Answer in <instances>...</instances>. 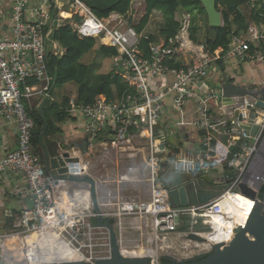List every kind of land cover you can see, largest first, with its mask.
<instances>
[{
	"label": "built area",
	"instance_id": "2783aa9c",
	"mask_svg": "<svg viewBox=\"0 0 264 264\" xmlns=\"http://www.w3.org/2000/svg\"><path fill=\"white\" fill-rule=\"evenodd\" d=\"M52 11H58L60 17L55 19ZM67 19H71L70 25L80 38H97L99 43L102 41L104 45L117 49L118 53L113 56L116 70L136 91L135 95L129 94L124 100L118 97L113 100L98 98L83 106L75 99L71 101L74 112L81 113L88 120L85 130L90 141L101 140V135L104 138L115 136L101 143L91 142V147L101 146L99 153L104 159H110V155L113 159H133V163L118 176L121 181L137 185V194H122L118 199V208L112 211L102 206H112L115 197L109 193L99 202L97 190L96 199L101 213L95 211L90 186L86 182H82L85 183L82 188L86 191V203L81 206L75 193L72 196L62 187L73 188L72 184L81 182L67 180L53 183L44 170L40 156L33 152L35 120L29 108L33 98L50 97L53 78L48 69V46L53 45L51 53L58 56L64 54V49L59 43L51 41V36L54 26ZM116 19L119 26L112 25L110 19L98 18L83 0H14L9 17V35H4L0 29V118L6 124L15 125L18 134L17 147L0 154V180L4 181L6 172L20 175L26 187L14 189L13 193L31 203L10 221L9 228H6L11 232L3 236L5 256L16 260L13 264H37L31 260V257L36 259L39 255L35 251L37 248L46 251H55L58 247L74 250L79 256L76 258L78 261L92 264V260L110 258V232L107 227L93 222L99 216L115 220L113 225L118 243L125 254L145 255L152 264H161L164 257L190 260L211 251L215 243L210 242L206 234L220 230L221 241L218 243L224 245L229 242L232 239L228 236L229 232L246 225L264 187V110L255 112L258 128L251 134L250 129L242 125L252 127L253 110L247 107V103L241 104L242 97L236 93L227 95L224 88L222 91L210 89L208 79L211 69L220 56L212 57L201 51L195 53L192 63L179 69L164 63L167 58H175L179 48L188 44L194 47L189 38L190 15L184 14L180 22L183 26L168 45L159 43L151 46V58L144 56L139 49L140 34L125 19ZM262 39L264 34L256 26H250L245 35L232 37L225 55L221 56L238 63L256 60L264 53L251 52V43ZM200 48L203 50L204 46ZM165 75L172 76L168 85L158 79ZM31 77L36 79V83L26 84ZM169 96L179 110L183 109L188 99H195L197 118L194 124L203 132L200 154L208 162V167L213 164V168L224 173L233 172L229 188L200 207H173L169 189L160 177L161 159L157 154L161 140L158 136L162 103ZM224 98L232 99L233 104L224 103ZM215 106L221 116L218 119H214L211 112ZM239 107L243 120L234 113ZM221 137L227 139L228 146L233 149L227 168L219 162H210L211 154L216 151L215 141ZM137 143L143 144L142 147ZM143 147L147 151L144 165L134 159L139 157ZM180 150L181 144L178 146L179 156L184 154ZM90 162L85 158L80 162V173L89 175L97 186L96 174H89L92 173L89 167L94 168L98 163ZM241 183L255 190L257 196L251 198L235 190ZM188 215L193 219L192 226L189 231H180L181 219ZM198 219L209 230H194L193 225ZM192 232L206 241L199 243L188 238ZM32 234L37 235L33 241L30 240ZM14 237L17 238L18 248L9 244ZM22 252L26 253L25 261L19 259Z\"/></svg>",
	"mask_w": 264,
	"mask_h": 264
},
{
	"label": "trees",
	"instance_id": "16d2710c",
	"mask_svg": "<svg viewBox=\"0 0 264 264\" xmlns=\"http://www.w3.org/2000/svg\"><path fill=\"white\" fill-rule=\"evenodd\" d=\"M83 1L98 18H109L113 14L127 16L132 10L134 2V0ZM216 3L217 8L222 13L223 25L221 27L209 26L206 11L199 0H142L139 6L134 8V11H136L129 18L125 17V20L141 36L139 49L144 56L151 58L153 56L151 51L153 44L167 43L166 45H168L170 39L176 37L181 25L177 19V12L184 10L191 15L190 40L197 45H203L205 52L210 56H220L218 61H222V56L225 55L234 35H245L251 24L263 29L264 0H216ZM155 11L160 12L162 22H160L159 29L156 32H146ZM202 13L206 16V28H203L199 22L202 21ZM52 15L55 19L60 17L58 11H52ZM70 22L71 19H67L66 22L55 25L51 36V41L59 43L64 49L62 56L51 53L48 57V69L55 85H76L78 93L76 99L79 104L92 103L98 98L110 100L116 97H123L128 93L135 94L136 91L129 87L120 71L117 70L110 75L99 76V83L96 86L90 85L89 71H92V65L85 63L83 61L84 57L97 46L102 58L113 57L118 51L114 47L100 45L97 38H80L71 27ZM202 31H204V35H201ZM263 46L264 40H258L255 43H251L250 51L253 52ZM164 63L176 69L184 67L175 58H167ZM35 83L36 79L34 77L26 81L28 85ZM227 93L232 94V89L227 88ZM71 98L72 94H66L61 104L47 100L44 109L45 119L47 120V133L52 134L59 131L58 123L63 118H66ZM44 100V97H41L36 107H39ZM29 110L35 120L34 142V138L41 134L40 130L45 129V123L36 108H29ZM211 112L214 113V119L221 117L216 111ZM226 140L221 137L215 141L216 151L210 157V162H219L225 168H227L233 153V149H230ZM36 142L41 144L40 138L36 139ZM197 161L199 168L208 164L201 154ZM263 190L264 187L261 191ZM192 220L190 215L182 217L179 230L183 232L189 231L192 226ZM93 222H96V219H93ZM111 223H115V220L112 219ZM193 227L197 231L209 230V227L202 225L201 219H198L197 224H194ZM163 261L165 259H162Z\"/></svg>",
	"mask_w": 264,
	"mask_h": 264
},
{
	"label": "water",
	"instance_id": "95a60500",
	"mask_svg": "<svg viewBox=\"0 0 264 264\" xmlns=\"http://www.w3.org/2000/svg\"><path fill=\"white\" fill-rule=\"evenodd\" d=\"M203 5L210 27H221L223 25L222 13L217 8L216 0H199ZM57 24V21L55 22ZM102 44H104L101 41ZM53 51V45L48 46V54ZM218 91H222L221 85H213ZM236 94L240 95L241 104L247 103L248 108L253 110L251 114V124H243L242 126L254 134L258 128L257 114L264 110V84L250 89L247 85L242 87ZM47 99L41 105L40 112L43 114L44 106ZM223 102L229 105L233 104L232 99L224 98ZM237 108L235 114L239 115V119L243 120V114ZM256 119V120H255ZM45 126L47 120L43 116ZM255 120V121H254ZM113 133H115L113 131ZM42 134V133H41ZM41 134L38 137L41 138ZM179 132L173 131V127L167 126L165 129L161 127L158 139L161 140L159 146L160 152L157 156L161 159L160 177L164 185L169 189L170 203L175 208H192L209 204L219 196H221L230 186L232 171L223 172L221 169L202 166L193 160V157L185 156L186 151L194 152L193 143L178 141ZM178 137V138H177ZM114 139L115 136L107 138ZM97 140H93V143ZM101 142V140H100ZM90 141L85 138L78 144L82 150V154L89 151ZM181 144L184 154L179 156L178 146ZM197 146H199L197 144ZM72 147L64 148L57 146L53 152L48 145H43L40 153V159L43 163L46 174L50 177V181L57 184L59 181L73 180L76 182H86L90 186V195L93 200L94 209L101 213V209L96 199V182L87 174L80 173V162L84 159L80 157H72L70 150ZM34 153H38L33 149ZM200 152V151H198ZM200 155V154H199ZM70 164L72 168H68ZM70 171V173H69ZM75 172V173H74ZM235 190L255 198L257 192L246 184H239ZM99 226L108 228L111 235V256L108 259L92 260L94 264H152L149 257L145 255L125 254L118 243V236L113 223L109 217L99 216L96 219ZM11 231L0 223V264H7L3 253L4 240L3 236ZM228 236L232 239L226 244H213L211 251L206 255H197L196 257L187 259H177L172 257H164L165 261L161 264H264V190L259 192L255 206L245 226H238L229 232ZM188 238L194 239L199 243L205 242L206 239L195 232L188 235ZM223 245V246H222ZM43 264H92L85 261H59L47 262Z\"/></svg>",
	"mask_w": 264,
	"mask_h": 264
},
{
	"label": "crops",
	"instance_id": "0c3cea01",
	"mask_svg": "<svg viewBox=\"0 0 264 264\" xmlns=\"http://www.w3.org/2000/svg\"><path fill=\"white\" fill-rule=\"evenodd\" d=\"M13 2L14 0H0V26H1L0 29L4 35H9L10 33L9 17L12 11ZM141 2L142 0H134L132 10L129 12L127 16H122V18L124 19L129 18L136 11V10L134 11V8H137ZM155 13H160V12L155 11L153 15ZM113 15L121 16L119 14H113ZM159 16L162 19L161 14H159ZM150 24L151 23H149V25ZM250 26H256L259 29V31L262 34H264V25L262 26L263 29H260V27H258L255 24H251ZM193 44L194 47L188 44L185 48L182 49L179 48L175 53V60H177L178 62L182 63L185 66L187 64L192 63L195 60L194 59L196 57L195 53H199L201 51L207 53L205 52L204 48L203 50L200 48L202 45H197L195 43ZM94 50H98V46ZM259 51L264 53V46L257 48L253 52H259ZM87 55L83 59L85 63H89L86 61L89 60L87 58ZM97 59L100 60L99 62H101L102 65L97 66V68L94 71L89 72L90 85L92 86H96L99 83L98 80L99 76L110 75L113 71H116V66L113 57L102 58L100 56V59L98 57ZM158 79L163 80L167 85L172 82V76L169 75H165ZM208 84L210 86V89H212L213 91H218L217 88L214 87L213 85H221L224 88V91L226 92L227 95H234L235 93L240 91L242 87H245L246 85L250 89L255 88L259 85H263L264 84V54L262 55V57H258L256 60L246 61L238 64L235 60L228 61V59L225 58H223L222 61H218V60L215 61L211 69V74L208 79ZM1 87H2V82L0 80V88ZM55 87H56L55 82H53L52 80L49 89L50 97L49 98L44 97V99L47 100L49 99L50 101H54L56 103L61 104L66 94H70V95L72 94L71 101L75 99L76 103H78L76 99L78 96L76 85L67 84L61 89V92L57 96H54L53 94ZM227 88L232 89L233 93L228 94ZM129 94L131 93H128L123 97H120L121 100L126 99ZM40 99H41L40 96L33 98L31 101L30 109L36 108L40 116L43 118V116H45V110L43 111V114H41L40 108L44 101L41 103L39 107H36ZM71 101H70V108L68 109L69 111L66 118H63V120L60 123H58L59 131L57 133L49 134L47 133V126H45V129L40 130L42 133L41 138L39 137L41 144H38L39 142L38 143L36 142V139L39 138H34L33 149H35L38 152L36 154L40 156L43 145L44 146L48 145L53 152L57 149V146H63L65 149L71 146L72 149L70 150L71 152L70 155L72 157L81 158L85 156L84 157L85 161H87L88 159V162H90V160L97 162L98 163L96 164L97 168L89 167V171H91L93 174H96V179H97L96 190H97L99 202L101 201V198L103 196L110 193L115 197V199L112 201V206L105 207L103 205L102 207L104 209H109L111 211L116 210L120 203L118 199L122 197L121 196L122 194L124 196L125 195L135 196L137 194V189H136L137 185L121 181L120 176L118 175L116 177L114 176L115 170L123 172L125 167L130 165L131 162L133 163V159H129V160H127L128 158L114 159L116 160V163L115 162L110 163L112 174L109 175L108 174L109 167L107 164L108 160L103 158V156L99 153V150L98 152L96 151V149L98 147L101 148V146L94 145L91 147V145H89V151L83 155L82 150L77 146L85 138H88V134L85 130V126L88 120L85 119V117L81 113L74 112ZM162 104H163L162 107L163 112L161 114L162 116L160 119L161 120L160 127L165 129L167 126H171L173 127V131L180 133L179 136L180 141H185L186 143H190V142L193 143L195 147L194 152L187 150L186 155H188L189 157H193V160L197 161L199 159V154L201 153L202 131L194 124V121L197 118L195 99L194 98L188 99L187 103L184 105L182 110H179L174 106V102L171 96L165 98ZM79 105L83 106L87 104H79ZM211 109L212 111L217 112L218 107L215 106V109L214 108ZM36 137H38V135ZM100 138H101V142L107 140V138H104L103 135H101ZM88 139L90 141V138ZM96 140L98 141V143H101L99 139ZM17 142H18V134L16 131V126L13 124H6L4 120L0 118V154L3 153V151L6 152L8 150L15 149L17 147ZM90 142L93 143V141ZM137 144L140 147H142L143 145L141 143H137ZM197 144L199 146H197ZM180 151H182L181 154L184 153L183 148ZM146 157H147V151L146 148L143 147L142 153L139 155L138 158H134V159L139 160V163L144 165V159H146ZM206 165L208 167V164ZM211 165L209 164L210 167H212ZM67 166L69 169L72 168L70 164H67ZM84 184L85 183L82 182L79 184L77 183L72 184L74 186L73 188L65 187V186L62 187L66 188L72 196L75 193V195L78 197V199L76 200L79 202V204H81V206H83V204L86 203L85 202L86 191L83 190L82 188ZM24 187H26V185L22 180V178L20 177V175H17L13 172H6L4 175V181L0 180V223L4 224L6 227L7 225L10 224V221L12 219L16 218L18 215L21 214L23 209L31 205L28 199H21L20 197H18L13 193L14 189L24 188ZM127 187L130 189V191L125 190ZM105 197L102 199H105ZM10 215H12V218Z\"/></svg>",
	"mask_w": 264,
	"mask_h": 264
},
{
	"label": "rangeland",
	"instance_id": "374dc122",
	"mask_svg": "<svg viewBox=\"0 0 264 264\" xmlns=\"http://www.w3.org/2000/svg\"><path fill=\"white\" fill-rule=\"evenodd\" d=\"M160 13H155L153 16H152V20H151V24L148 26V28L146 29V32H156L158 29H159V25H160V22H162V19L160 18L159 16ZM184 14H188L190 15L188 12L184 11V10H180L177 12V19L180 20V22L183 21V17H184ZM117 17H121L122 16H116V15H111L109 18H106V19H110L112 21V25H116V23L118 22L117 21ZM202 17V21H199L200 24L203 26V28H206V16L204 13H202L201 15ZM190 18H191V15H190ZM124 19V18H122ZM190 23H191V20H190ZM128 24V23H127ZM129 25V24H128ZM116 26H119V25H116ZM181 27L183 26V23H181L180 25ZM180 29V28H179ZM201 35H204V31H202ZM100 45H104L102 43H99ZM106 46V45H105ZM109 47V46H108ZM97 57L100 59V53H99V50H93L91 53H89L87 55V58L89 60H86L87 62H89L88 64H91L92 65V71H94L97 66H101L102 63L99 62L100 60L97 59ZM86 58V59H87ZM238 64V62H237ZM90 72V71H89ZM66 86V85H65ZM64 86H60V85H57L54 89V96H57L59 95V93L61 92V89L63 88ZM179 141V139H178ZM95 150V149H94ZM102 150V148L98 147L96 149V151L98 152ZM108 160L107 164H108V174L111 175L112 174V171H111V167H110V163H116V160H114L112 158V156L110 155V159L109 158H106ZM122 164V163H121ZM107 170V169H106ZM122 173V171H117L115 170L114 172V176L116 177L117 175H120ZM89 174H93V173H89ZM125 190L127 191H130V189L127 187ZM209 237L211 238L212 237V234L209 235ZM18 247V245H17ZM3 253L5 255V250L3 249ZM179 255V254H178ZM5 260L7 261L8 264H13L14 262H16V260H12L11 257L9 256H5Z\"/></svg>",
	"mask_w": 264,
	"mask_h": 264
},
{
	"label": "bare ground",
	"instance_id": "6f19581e",
	"mask_svg": "<svg viewBox=\"0 0 264 264\" xmlns=\"http://www.w3.org/2000/svg\"><path fill=\"white\" fill-rule=\"evenodd\" d=\"M219 232H220V230H216L215 233H212L211 238L209 237L210 234H206V237H207V239H209L210 242L216 244L219 241H221V235ZM36 238H37L36 234L30 235L31 241L35 240ZM9 244L11 246L18 248L17 247V238L14 237L13 240L9 241ZM35 251H38L39 255L37 256L36 259L31 257V260L33 262H36L37 264H42V263H47V262L77 260L76 258L79 257V256L75 255L76 253L74 252V250L67 251L66 249L60 248V247H58L55 251L39 250V248L35 249ZM130 254L133 255L134 253H130ZM19 259L25 261L27 259L26 253L22 252L19 255Z\"/></svg>",
	"mask_w": 264,
	"mask_h": 264
}]
</instances>
